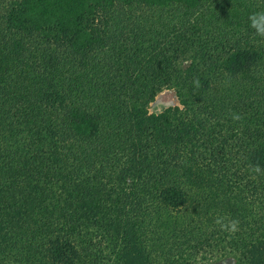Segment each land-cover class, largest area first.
Instances as JSON below:
<instances>
[{
  "label": "trees",
  "instance_id": "16d2710c",
  "mask_svg": "<svg viewBox=\"0 0 264 264\" xmlns=\"http://www.w3.org/2000/svg\"><path fill=\"white\" fill-rule=\"evenodd\" d=\"M255 12L264 0H0V264H264ZM164 89L177 105L147 114Z\"/></svg>",
  "mask_w": 264,
  "mask_h": 264
},
{
  "label": "rangeland",
  "instance_id": "374dc122",
  "mask_svg": "<svg viewBox=\"0 0 264 264\" xmlns=\"http://www.w3.org/2000/svg\"><path fill=\"white\" fill-rule=\"evenodd\" d=\"M13 82H14L13 85L19 86L17 92L21 96H25V92H28L26 87H31V83H21L19 79L14 80ZM176 105H177V101L176 98L174 97L173 92L170 89H164L155 95L152 102L147 106L146 111L147 114H154V113H158L159 111L163 110L166 107H171ZM230 199L233 198L230 197ZM234 263L235 260L233 257L226 256L221 258H212L210 260L203 262L202 264H234Z\"/></svg>",
  "mask_w": 264,
  "mask_h": 264
},
{
  "label": "clouds",
  "instance_id": "9594fccd",
  "mask_svg": "<svg viewBox=\"0 0 264 264\" xmlns=\"http://www.w3.org/2000/svg\"><path fill=\"white\" fill-rule=\"evenodd\" d=\"M250 26L255 30V34L264 37V12H255L249 16ZM194 83L199 86L198 80L194 81ZM233 120H240L241 117L239 114H233ZM253 171L259 172V166H255ZM224 218L220 217L216 219V223L220 225L222 230H226L230 233H235L238 230V220H231L228 223L223 222Z\"/></svg>",
  "mask_w": 264,
  "mask_h": 264
}]
</instances>
